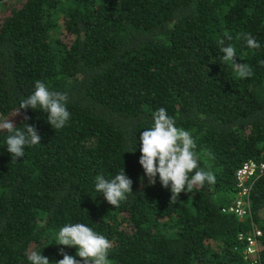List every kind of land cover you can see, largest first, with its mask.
Returning a JSON list of instances; mask_svg holds the SVG:
<instances>
[{"label":"trees","instance_id":"16d2710c","mask_svg":"<svg viewBox=\"0 0 264 264\" xmlns=\"http://www.w3.org/2000/svg\"><path fill=\"white\" fill-rule=\"evenodd\" d=\"M221 39L250 78L219 58ZM262 61L264 0H0V118L42 137L12 160L0 132V264H29L31 251L51 264L61 248L80 259L55 244L70 223L106 236L111 264H264V178L250 187L248 216L223 211L237 199V169L264 161ZM37 80L67 93L63 128L40 110L14 115ZM161 107L216 177L175 202L139 164L140 135ZM123 168L134 195L113 207L95 177ZM253 227L258 248L246 255Z\"/></svg>","mask_w":264,"mask_h":264},{"label":"clouds","instance_id":"9594fccd","mask_svg":"<svg viewBox=\"0 0 264 264\" xmlns=\"http://www.w3.org/2000/svg\"><path fill=\"white\" fill-rule=\"evenodd\" d=\"M227 39L231 40L232 37L228 36ZM238 39H243L249 48H260L259 42L249 33L241 34ZM218 44L219 51L223 53L219 58L233 67L238 78H250L253 75L249 64L236 62V50L231 44L224 46L223 39ZM34 88L33 93L20 101L14 115H18L21 109L40 110L48 114L47 122L52 128H63L71 116L67 108V93L50 90L40 80L35 81ZM28 119L29 117H24L25 121ZM153 120L152 127L145 129L139 138V164L149 185H154L158 176L164 188L170 187L171 202H175L181 192H193L194 188H202L206 183L214 184V173L200 167V157L195 152L196 143L190 132L177 128L174 118L169 116L163 107L156 110ZM21 125L23 127H17L10 118H0V132H6V148L12 160L24 157L26 147L41 144L42 137L34 125ZM135 150L136 148L131 152ZM132 185L133 181L126 175L124 168L112 179L105 178L103 174L95 177V190L103 194L105 200L113 207H118L121 202L127 201L129 195H134ZM55 244L76 248V256L80 259L61 248L59 255L63 256V259L51 264H111L109 253L113 247L112 242L86 224L64 225L59 230ZM26 256L29 264H50L49 258L42 252L31 251L27 252Z\"/></svg>","mask_w":264,"mask_h":264},{"label":"built area","instance_id":"2783aa9c","mask_svg":"<svg viewBox=\"0 0 264 264\" xmlns=\"http://www.w3.org/2000/svg\"><path fill=\"white\" fill-rule=\"evenodd\" d=\"M256 178H264V161L256 162L252 159L245 161L236 171L235 180L237 181V186L239 191L237 192V199L234 205L229 208L223 209V211H228L236 214L239 217L248 216L250 214L246 207L248 206V193L251 185L254 183ZM247 214V215H246ZM261 235V230L253 227L252 234L245 236L246 245L245 253L246 255L252 254L257 250L258 237ZM240 237H242L240 235Z\"/></svg>","mask_w":264,"mask_h":264},{"label":"rangeland","instance_id":"374dc122","mask_svg":"<svg viewBox=\"0 0 264 264\" xmlns=\"http://www.w3.org/2000/svg\"><path fill=\"white\" fill-rule=\"evenodd\" d=\"M11 1H13V0H11ZM3 10L6 11V10H5V7L3 8Z\"/></svg>","mask_w":264,"mask_h":264}]
</instances>
